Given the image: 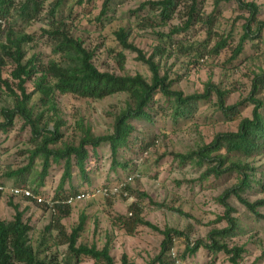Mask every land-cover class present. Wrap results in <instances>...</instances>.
<instances>
[{
  "label": "rangeland",
  "instance_id": "obj_1",
  "mask_svg": "<svg viewBox=\"0 0 264 264\" xmlns=\"http://www.w3.org/2000/svg\"><path fill=\"white\" fill-rule=\"evenodd\" d=\"M23 1L12 0L9 15L5 19H0V45L6 43L9 35L17 38L28 35L31 38L22 46L25 53L23 62L35 60L37 67L40 68L50 60H59L52 52L53 37L48 33L59 26V21L60 26L64 25L70 36L79 39L87 50L94 52L92 62L98 70L118 76L140 74L146 80L151 77L147 66L136 61L134 53L122 51L114 33L119 28L129 30L130 41L149 55L153 47L159 43L152 32L167 34L175 26H181L191 2L179 0L180 5L172 19L166 25L155 27L153 30L147 26L148 24L141 23L142 17L151 16L147 9L136 14L139 6L149 0H113L102 18V23H97L95 18L99 16L104 0H65L55 21L49 10L56 0H38L41 7L37 17L29 21L17 16L16 8ZM245 1L259 6L258 18L264 22V0ZM213 9L214 0H199L197 10L200 17L210 15ZM247 17V12L240 10L236 3H221L215 12L214 34L207 48L214 45L220 36L227 35L231 36L229 47L218 55L205 53L202 57L196 58L191 53H182L176 45L167 46L166 54L156 58L159 62L160 75L166 74L173 82L171 88L181 91L184 96L202 93L205 83L211 81L222 89L231 90L226 99L227 105L245 99L249 94L253 75L264 70V31L255 41L257 46L255 49L251 48L249 46L251 43L248 42L244 57L229 65L231 50L238 43L243 32L242 25ZM206 38V27L201 23H194L187 33L177 37V41L183 47H197ZM121 51L125 57L122 64L115 56ZM14 68L11 60L6 59L2 68V79L6 80L13 90L16 82L12 80L10 74ZM38 76H33L27 81L26 91L32 93L30 106L34 108V113H43L40 124L43 126L44 123H48V117L52 112L43 104L42 93L35 88L34 82ZM52 101L58 117L65 122L62 128V141L76 144L79 138L77 122L82 120L96 136L111 134L114 119L125 108L128 98L124 93L102 99H88L55 92ZM214 103L215 97L212 96L210 101L200 103L195 115L188 120H181L177 125H173L171 119L166 117L165 120H156L152 126L146 122L133 121L136 126L133 135L139 140L144 139L143 147L148 144V148L145 150L138 144L134 153L127 150L119 152L120 163L130 161L128 170L120 167L112 170L109 146H101L99 158L95 160L92 157L90 161L87 179H81L75 170L72 184L66 185L64 194L119 182L136 167L138 174L128 186L132 201L97 197L78 202L70 207L69 215L60 221L63 230L69 233L78 224L80 215L84 214L86 222L78 244L95 245L101 249L109 242L115 264H120L123 254L134 264H148L159 253L162 236L145 226H138L133 234H129L117 219L118 217L133 219L134 212L129 208L131 204H136L141 209V216L160 230L169 227L188 236V239L174 240L170 252V259L175 260L174 264H229L223 254L214 256L203 248L184 259L181 256L187 243L191 244L197 240L206 243L210 231L225 228L224 221L219 223L215 221L224 211L217 198L223 191L234 186L235 176L225 175L220 179L210 177L199 182L198 177L202 170L199 171L190 165L179 167L166 155L170 152L183 153L202 144H208L217 133L236 131L239 121L249 117L252 110L251 105L245 104L240 114L230 121H223L214 109ZM13 107V98L0 84V122L3 121L1 110ZM48 124V128L51 129V122ZM30 138L29 127H23L19 119H15L13 127L6 134L0 133V176L8 186L14 185V180L6 178L4 173L27 164L28 151L33 147ZM139 156L141 159H138ZM251 163L264 168V157L256 158ZM61 169L58 166L51 169L42 189L45 194L56 193ZM138 193L144 195L138 197ZM247 197L251 202L264 199V191L259 192L256 187ZM149 200L164 206L156 207ZM228 203L235 210L232 216L238 219L240 231L234 238L226 239L224 242L230 247H244L246 252L240 264H264V220H254L233 196L228 199ZM14 206H18L19 210L24 212L23 219L32 228L30 242L38 251L39 259L53 264H63L66 245H58V229L53 227L50 232L45 231L49 224L55 223L57 215L43 205L13 199L3 194L0 195V218L12 220ZM170 206L182 209L191 217L178 215L167 208ZM258 210L264 215V207ZM82 264H92V261L85 259Z\"/></svg>",
  "mask_w": 264,
  "mask_h": 264
},
{
  "label": "trees",
  "instance_id": "obj_2",
  "mask_svg": "<svg viewBox=\"0 0 264 264\" xmlns=\"http://www.w3.org/2000/svg\"><path fill=\"white\" fill-rule=\"evenodd\" d=\"M64 1L56 0L51 6L49 14L52 18L54 17V21ZM112 1H103L101 12L95 18L97 23H102V18ZM190 1L181 26H175L167 34L152 32L159 43L153 47L149 55L130 41L129 30L119 28L114 33L115 40L122 51L134 53L136 61L147 66L151 73L149 80L140 74L118 76L98 70L92 62L94 52L87 50L79 39L70 36L64 25L60 26L59 21V26L48 32L53 37L52 52L58 56L59 60H50L40 68L37 67L35 60L23 62L25 53L22 46L31 38L28 35L18 38L9 35L6 43L0 45V84L13 98L14 107L1 110L3 121L0 122V133L6 134L13 127L15 119H19L23 127H29L33 147L28 151L27 164L19 169L5 172L4 176L14 180V185L11 186L28 188L34 193L45 194L42 190L45 187V179L49 176L51 169L58 166L62 169L54 197L68 196L73 193L64 194L65 187L72 184L75 170L81 179H87L90 161L92 157L95 160L99 158V148L103 145L109 146L110 149V168L115 170L120 167L128 170L130 161L120 163L119 152L127 150L134 153L138 144L143 147L144 143V139L139 140L133 135L136 131L133 121L146 122L152 126L156 120H165L166 117L171 119L173 125H177L181 120H188L195 115L200 103L210 101L212 96L215 97L214 109L223 121H230L240 114L245 104L251 105L250 116L239 121L236 131L217 133L208 144H202L196 149L166 154L179 167L190 165L199 171L202 170L198 177L199 182L208 180L210 177L220 179L225 175H234L236 179L234 186L223 191L217 198L224 211L222 215L216 217L215 221L216 223L224 221L225 228L210 231L206 243L200 240L191 244L187 243L181 258L192 256L198 249L203 248L214 256L223 254L229 264H240L246 252L244 247H230L224 242L226 239L234 238L240 231L238 219L232 216L235 210L228 203V199L233 196L254 220H264V215L258 210L264 207V199L251 202L247 197L253 190L255 191L256 187L259 192L264 191V168L256 167L251 163L256 158L264 157V70L253 75L250 91L245 99L227 105L226 99L231 90L222 89L211 81L205 83L202 93L184 96L181 91L173 90L171 88L173 82L168 76L160 75L159 62L156 58L163 57L167 46L173 45H176L182 53H191L196 58L202 57L205 53L215 56L229 47L231 36L227 35L220 36L214 45L207 48L214 34L215 12L223 2H234L240 10L248 14L242 25L243 32L238 43L231 50L229 65L244 57L248 42L251 43L249 45L251 48L257 47L255 41L264 31V22L259 20L260 8L253 2L214 0L213 12L208 16L200 17L197 10L199 0ZM12 3V0H0V19H5L9 15ZM179 5V0H149L139 6L136 14L147 9L151 16L142 17L141 23L148 24L147 26L154 30L155 27L166 25ZM40 7L38 0H24L16 8L17 16L26 21L35 19ZM194 23H201L206 27L207 38L197 47H183L178 43L177 37L187 33ZM122 51L115 55L120 64L124 63L125 59ZM6 59L11 60L15 66L10 74L12 80L16 82L15 90L2 79V68ZM37 75L39 76L35 78V88L42 93L43 104L52 112L48 117V123L52 124L51 129L48 128V123L40 125L43 113H34V108L30 106L32 93L26 91L27 81ZM55 92L88 99H102L124 93L128 101L125 108L115 117L111 134L96 136L81 120L76 123L79 131L78 142L69 144L62 141V128L65 122L58 117L56 106L52 101ZM147 145L143 147L145 150L148 148ZM138 159L141 157L139 156ZM135 168L131 174H138ZM0 183L7 185L1 176ZM128 190L130 193L129 187ZM143 195L137 194L138 197ZM149 201L156 207L164 206ZM167 208L180 216L191 217L180 208L173 206ZM129 209L134 212L133 219L117 218L129 234H133L136 227L145 226L162 236L159 253L148 264H174L175 260L170 259L173 242L177 238L188 239V236L169 227L160 230L141 216V209L136 204H131ZM14 210L12 220L6 221L0 218V264H53L39 259L38 251L30 242L32 228L28 222L24 221V212L20 211L18 206H14ZM69 213L70 206L57 207L55 223L52 222L45 228L46 232H50L53 227L58 229V245H66L63 264H82L85 259L91 260L92 264H115L110 253L109 242H106L101 249L95 245L78 244L86 222L84 214L80 215L78 224L69 233L63 230L60 221ZM120 264H134V262L123 254Z\"/></svg>",
  "mask_w": 264,
  "mask_h": 264
},
{
  "label": "built area",
  "instance_id": "obj_3",
  "mask_svg": "<svg viewBox=\"0 0 264 264\" xmlns=\"http://www.w3.org/2000/svg\"><path fill=\"white\" fill-rule=\"evenodd\" d=\"M136 174H130L119 182L92 188L86 191H79L68 196L54 197V194L34 193L32 190L23 187L8 186L0 183V195H7L13 199H20L26 202H33L43 205L48 210L56 214V208L61 206H73L89 198L101 197L110 200L132 201L128 186L132 183Z\"/></svg>",
  "mask_w": 264,
  "mask_h": 264
}]
</instances>
